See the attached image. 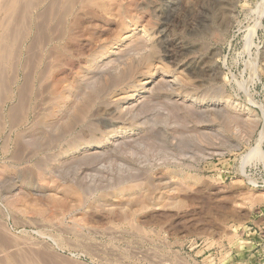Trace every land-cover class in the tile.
<instances>
[{
    "label": "rangeland",
    "instance_id": "obj_1",
    "mask_svg": "<svg viewBox=\"0 0 264 264\" xmlns=\"http://www.w3.org/2000/svg\"><path fill=\"white\" fill-rule=\"evenodd\" d=\"M0 264H264V0H0Z\"/></svg>",
    "mask_w": 264,
    "mask_h": 264
},
{
    "label": "bare ground",
    "instance_id": "obj_2",
    "mask_svg": "<svg viewBox=\"0 0 264 264\" xmlns=\"http://www.w3.org/2000/svg\"><path fill=\"white\" fill-rule=\"evenodd\" d=\"M208 63V62H207ZM205 71V70H204ZM207 73V72H206Z\"/></svg>",
    "mask_w": 264,
    "mask_h": 264
}]
</instances>
